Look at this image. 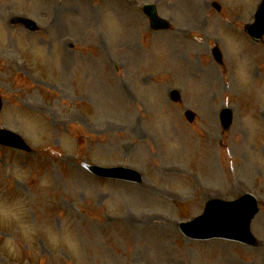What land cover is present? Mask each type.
<instances>
[{
    "label": "rangeland",
    "instance_id": "obj_1",
    "mask_svg": "<svg viewBox=\"0 0 264 264\" xmlns=\"http://www.w3.org/2000/svg\"><path fill=\"white\" fill-rule=\"evenodd\" d=\"M209 1L0 0V128L35 150L0 147V264H264L261 243L193 241L177 225L210 198L252 192L264 243V44L236 32L261 0H216L220 13ZM148 2L171 31L150 32ZM20 15L40 32L12 27ZM223 103L235 121L221 134ZM90 164L143 180L101 179Z\"/></svg>",
    "mask_w": 264,
    "mask_h": 264
},
{
    "label": "water",
    "instance_id": "obj_2",
    "mask_svg": "<svg viewBox=\"0 0 264 264\" xmlns=\"http://www.w3.org/2000/svg\"><path fill=\"white\" fill-rule=\"evenodd\" d=\"M158 25L160 23H157ZM1 139L9 140L8 144H14L15 139H9L1 136ZM4 142V141H3ZM127 179L132 178L130 175H120ZM240 204L231 205L221 201L211 202L204 216L197 219L195 225H191L183 231L195 238H210L213 236L226 237L230 239H237L245 243H253V238L250 234V223L253 216L257 212L256 205L247 207L243 199L239 200ZM237 206L240 212L237 215H243V218L232 219V207ZM210 218L217 219L213 224ZM226 222V223H225Z\"/></svg>",
    "mask_w": 264,
    "mask_h": 264
}]
</instances>
